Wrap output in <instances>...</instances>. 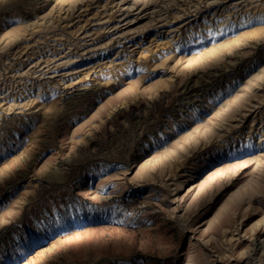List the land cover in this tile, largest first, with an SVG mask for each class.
<instances>
[{
  "label": "rangeland",
  "instance_id": "obj_1",
  "mask_svg": "<svg viewBox=\"0 0 264 264\" xmlns=\"http://www.w3.org/2000/svg\"><path fill=\"white\" fill-rule=\"evenodd\" d=\"M0 264H264V0H0Z\"/></svg>",
  "mask_w": 264,
  "mask_h": 264
},
{
  "label": "bare ground",
  "instance_id": "obj_2",
  "mask_svg": "<svg viewBox=\"0 0 264 264\" xmlns=\"http://www.w3.org/2000/svg\"><path fill=\"white\" fill-rule=\"evenodd\" d=\"M242 2V1H241ZM167 20V19H166ZM117 28V27H116Z\"/></svg>",
  "mask_w": 264,
  "mask_h": 264
}]
</instances>
